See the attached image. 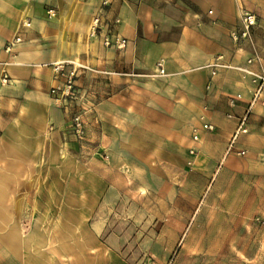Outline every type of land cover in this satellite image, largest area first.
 <instances>
[{"label":"rangeland","instance_id":"374dc122","mask_svg":"<svg viewBox=\"0 0 264 264\" xmlns=\"http://www.w3.org/2000/svg\"><path fill=\"white\" fill-rule=\"evenodd\" d=\"M78 1L64 25L51 28L62 55L74 44L79 52L87 40L77 26L92 13L74 8ZM55 9H45L49 18ZM251 13L250 36L234 43L229 35L237 55L232 66L258 55L252 64L264 73V10ZM88 67L78 71L64 106L51 101L61 120L48 129L53 134L38 156L5 143L0 264H264V106L252 108L247 133L228 153L246 101L230 132L203 131L218 136L200 135L190 154L189 127L167 123L155 106L145 108L143 89L129 107L137 118L132 132L122 113L112 119L119 117L117 127L100 119L97 104L110 99L117 106L119 98L111 75ZM236 102L239 97H227L229 108ZM237 148L246 154L238 156Z\"/></svg>","mask_w":264,"mask_h":264},{"label":"crops","instance_id":"0c3cea01","mask_svg":"<svg viewBox=\"0 0 264 264\" xmlns=\"http://www.w3.org/2000/svg\"><path fill=\"white\" fill-rule=\"evenodd\" d=\"M100 2L74 4V8L83 9L84 5L92 13L89 21L87 14L84 19L81 16L77 26L81 34L86 31L87 40L79 52L74 44L70 53L62 55L58 52L60 41L51 28L64 25L72 0H0V77L6 71L11 78L10 84L0 83V161L6 154L5 143L21 146L35 156L46 148L47 135L53 134L48 129L61 120L48 94L53 85L50 64L75 58L95 66L100 75H111L119 104L115 106L108 99L99 102L96 109L100 119L109 121L124 114L121 123L128 124V133L137 121L134 111L129 110L137 88L148 92L143 98L145 108L155 106L167 123L189 127L190 138L193 128H197L199 139L200 135L204 139L218 136L202 133L200 117L201 123L219 127L222 137L235 127L234 115L241 112L243 101H249L251 85L236 69L220 68L206 88L210 79L206 66L218 55L224 63L232 60V66L237 55L233 54L229 33L236 24L238 7L263 11L264 0H110L104 17L108 21L119 19L115 30L127 39L122 50L104 48L99 41L87 38L88 25ZM49 6L56 8L55 18L47 16ZM25 22L31 23V29L24 28ZM16 34L23 41L13 56H8L3 46ZM158 60L164 62L166 76L147 79ZM245 62L246 58L235 66ZM249 68L259 71L253 64ZM229 96L240 98L235 108L227 106ZM112 123L117 127L119 117ZM162 135L167 136V132ZM25 139L29 147L24 146ZM199 139H191L189 149L201 145Z\"/></svg>","mask_w":264,"mask_h":264},{"label":"built area","instance_id":"2783aa9c","mask_svg":"<svg viewBox=\"0 0 264 264\" xmlns=\"http://www.w3.org/2000/svg\"><path fill=\"white\" fill-rule=\"evenodd\" d=\"M107 6L108 1L101 0L98 10L93 15L88 25L87 38L99 41L104 48L122 50L127 45V39L120 36L115 30V26L120 22L119 19L116 18L113 21H108L104 17V9ZM211 13L212 11L209 10L208 14ZM237 22L238 27L233 28L229 34L234 43L240 41V39L248 38L250 36L251 30L256 24V17L250 11L244 9L242 6H239ZM22 41L21 35L16 34L5 42L3 46L4 52L8 56H13L15 48L22 43ZM257 58L258 55H254L246 59V65L233 66L234 69L242 74L243 79L248 80L251 88L249 90V101L247 102L245 109L242 110V113L237 118V125L227 147V153L233 148L234 142L238 136L247 133V120L252 108L255 105L264 106V73L253 71L249 68V65L254 63ZM206 67L209 69L210 77L206 88H209L212 77L216 75L220 68H230L232 66L230 63H224L222 55H218L213 58ZM50 68L52 72L53 85L48 90L49 97L55 106H64L67 100H69L74 93L75 79L78 71L80 69H89V67L74 60H63L50 64ZM103 73L108 74V72ZM164 76H166V73L164 70V62L162 60L156 61L154 70L150 74L146 75V77L150 80H156ZM10 81L11 78L9 74L6 71H3L1 73L0 83L10 84ZM228 105L233 107L235 105V99L231 98ZM228 116L230 117V115ZM75 125L78 126L79 124L76 122ZM201 129L205 131H212L214 129V125L209 122H202ZM191 138L193 141H198L199 137L197 128L192 129ZM189 153L193 154L194 150L190 149ZM235 153L238 156H244L246 154V150L243 148H237Z\"/></svg>","mask_w":264,"mask_h":264},{"label":"bare ground","instance_id":"6f19581e","mask_svg":"<svg viewBox=\"0 0 264 264\" xmlns=\"http://www.w3.org/2000/svg\"><path fill=\"white\" fill-rule=\"evenodd\" d=\"M0 171H1V170H0ZM17 175H18V174H17ZM1 176H2V175H1ZM1 182H2V181H1ZM5 187H6V186H5ZM6 196H7V195H6ZM3 198H4V197H3ZM7 203H8V201H7ZM6 205H7V204H6ZM6 205H5V206H6ZM1 208H2V207H1ZM2 211H3V209H2ZM0 212H1V211H0ZM2 216H3V215H2ZM0 219H2V218H0ZM5 220H6V219H5ZM1 225H2V224H1ZM5 227H6V226H5ZM1 228H2V227H1ZM1 228H0V229H1ZM3 228H4V227H3ZM6 228H7V227H6ZM12 229H14V228H12ZM38 235H39V234H38ZM21 236H22V235H21ZM32 236H33V235H32ZM46 238H47V237H46ZM21 239H22V238H21ZM34 240H35V239H34ZM8 243H9V242H8ZM36 243H37V242H36ZM32 245H33V244H32ZM14 246H15V245H14ZM14 246H13V247H14ZM9 247H10V246H9ZM9 247H8V248H9ZM13 247H12V249L14 250V249L16 248V246H15V248H13ZM9 249H10V248H9ZM13 250H12V251H13ZM34 250H35V249H34Z\"/></svg>","mask_w":264,"mask_h":264}]
</instances>
